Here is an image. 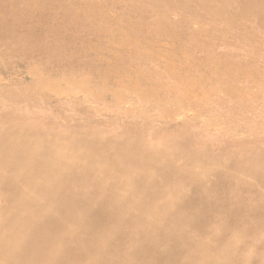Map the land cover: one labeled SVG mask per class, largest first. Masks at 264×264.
I'll return each instance as SVG.
<instances>
[{"label":"rangeland","instance_id":"obj_1","mask_svg":"<svg viewBox=\"0 0 264 264\" xmlns=\"http://www.w3.org/2000/svg\"><path fill=\"white\" fill-rule=\"evenodd\" d=\"M143 1L0 0V120L264 147V0Z\"/></svg>","mask_w":264,"mask_h":264},{"label":"bare ground","instance_id":"obj_2","mask_svg":"<svg viewBox=\"0 0 264 264\" xmlns=\"http://www.w3.org/2000/svg\"><path fill=\"white\" fill-rule=\"evenodd\" d=\"M21 122L0 120V264H264L263 146Z\"/></svg>","mask_w":264,"mask_h":264}]
</instances>
